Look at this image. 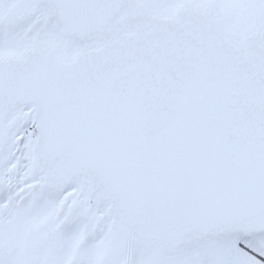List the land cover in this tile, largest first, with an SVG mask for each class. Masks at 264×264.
<instances>
[{
    "label": "snow or ice",
    "instance_id": "obj_1",
    "mask_svg": "<svg viewBox=\"0 0 264 264\" xmlns=\"http://www.w3.org/2000/svg\"><path fill=\"white\" fill-rule=\"evenodd\" d=\"M0 264H264V0H0Z\"/></svg>",
    "mask_w": 264,
    "mask_h": 264
}]
</instances>
